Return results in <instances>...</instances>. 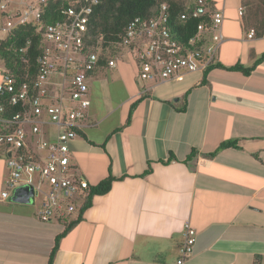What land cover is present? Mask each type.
I'll list each match as a JSON object with an SVG mask.
<instances>
[{
    "label": "crops",
    "instance_id": "0c3cea01",
    "mask_svg": "<svg viewBox=\"0 0 264 264\" xmlns=\"http://www.w3.org/2000/svg\"><path fill=\"white\" fill-rule=\"evenodd\" d=\"M244 1L208 0L224 10L215 63L251 67L264 53V36L248 37ZM3 71L0 60V81ZM63 80L55 73L45 84L52 100ZM87 83L91 103L71 165L92 185L118 179L60 238L53 264H176L187 222L197 241L184 264H264V60L250 74L213 67L141 82L135 56L123 51ZM225 141L236 144L205 154ZM7 155L0 149V264H47L78 214L43 221L40 202L2 197Z\"/></svg>",
    "mask_w": 264,
    "mask_h": 264
},
{
    "label": "built area",
    "instance_id": "2783aa9c",
    "mask_svg": "<svg viewBox=\"0 0 264 264\" xmlns=\"http://www.w3.org/2000/svg\"><path fill=\"white\" fill-rule=\"evenodd\" d=\"M45 2L0 0V9L6 16L0 29L8 33L17 23L38 21ZM194 4L190 14L204 20L188 40H180L170 30L167 5L163 4L157 15L136 16L129 21L119 43L120 50L108 59L107 67H116L118 58L127 51L137 60L141 82L182 80L192 72L205 71L215 63L224 41V10L211 8L208 0H195ZM91 11L89 5L69 7L65 19L39 24L45 47L39 57L38 76L32 84L17 82L5 68L0 81V96L9 104L22 106V111L12 119L0 116V123L6 129L7 125H15L12 130L0 131V149L8 153L9 169L1 195L7 198L20 186H33L36 192L33 203L42 195L37 214L43 221L79 214L90 194L91 184L71 165V143L86 125L91 103L87 80L99 59L97 52H85L84 34ZM239 13L244 14V6L239 7ZM187 15L182 14V18ZM255 35V29L251 28L248 37ZM55 73H62L64 80L58 98L52 100L45 84ZM3 110L4 106L0 105V113ZM183 236L176 264H184L193 254L197 241V232L188 222Z\"/></svg>",
    "mask_w": 264,
    "mask_h": 264
},
{
    "label": "trees",
    "instance_id": "16d2710c",
    "mask_svg": "<svg viewBox=\"0 0 264 264\" xmlns=\"http://www.w3.org/2000/svg\"><path fill=\"white\" fill-rule=\"evenodd\" d=\"M194 2L195 0H96V2H92V0H46L41 7V17L38 21L17 23L3 38H0V60L3 62L4 68L15 77L17 82L32 84L38 76L39 57L45 47L43 34L38 31L39 24H49L65 19L69 7L89 5L92 11L89 14L84 42L85 52L98 53L97 67L90 72L91 75H95L104 71L107 68L108 59L117 54V50H120L119 43L123 39L129 21L136 16L153 17L160 12L163 4L167 5L166 11L169 17L170 30L176 33L180 40L181 38L188 40L191 35L196 33L198 24L204 20V17H193L190 14L195 5ZM243 5L247 7L243 16L245 28H254L256 35L264 36V11L262 6L259 4L254 5L252 1L246 0ZM184 13L188 14L186 18H182ZM208 16L210 17V15ZM208 22L209 20H206V23ZM206 41H208V38ZM263 60L264 53H262L256 64ZM255 65L245 67L242 64H236L227 67L220 63H213L207 69L221 67L229 70H241L245 74H250ZM0 105L4 106L3 112L0 113L2 118L12 119L14 114L22 111L21 105L9 104L3 96H0ZM7 126L8 128L4 131L12 130L15 125L10 124ZM235 144V141H225L213 151L205 154L212 157L219 149ZM195 151L196 149H193L192 153L194 154ZM174 158L172 155L169 160ZM150 171L151 167L149 166L144 174H148ZM117 179L109 174L96 185L91 184L90 194L77 215L78 217L66 225L64 230L56 237L47 264H53L59 248L60 238L67 234L76 222L82 218V213L91 205L93 197L108 193L113 182Z\"/></svg>",
    "mask_w": 264,
    "mask_h": 264
},
{
    "label": "water",
    "instance_id": "95a60500",
    "mask_svg": "<svg viewBox=\"0 0 264 264\" xmlns=\"http://www.w3.org/2000/svg\"><path fill=\"white\" fill-rule=\"evenodd\" d=\"M12 199L23 204L33 203L36 199L35 189L31 185L20 186L13 192Z\"/></svg>",
    "mask_w": 264,
    "mask_h": 264
},
{
    "label": "rangeland",
    "instance_id": "374dc122",
    "mask_svg": "<svg viewBox=\"0 0 264 264\" xmlns=\"http://www.w3.org/2000/svg\"><path fill=\"white\" fill-rule=\"evenodd\" d=\"M246 1H252L253 2V4L254 5H256V4H259V5H261L262 6V9H263V11H264V0H246ZM244 15H245V13H246V9H247V7L246 6H244ZM0 11H1V9H0ZM1 17H3V22L5 23L6 22V16H1L0 15V18ZM3 34V33H2ZM4 35V34H3ZM37 180V178L35 177V181ZM42 198V195H39L38 196V198H37V200H36V203H39L40 202V199Z\"/></svg>",
    "mask_w": 264,
    "mask_h": 264
}]
</instances>
